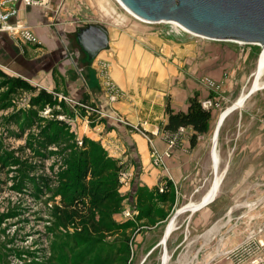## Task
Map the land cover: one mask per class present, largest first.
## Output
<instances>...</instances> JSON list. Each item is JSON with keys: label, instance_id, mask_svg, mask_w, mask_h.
<instances>
[{"label": "rangeland", "instance_id": "obj_1", "mask_svg": "<svg viewBox=\"0 0 264 264\" xmlns=\"http://www.w3.org/2000/svg\"><path fill=\"white\" fill-rule=\"evenodd\" d=\"M70 1L56 0L55 3L61 8L57 16L61 23L59 31L68 49L75 52L77 61L84 63L86 55L76 41L79 27L88 23L99 24L106 29L110 42L81 70L86 88L90 87L95 92V99L90 100L87 95L86 104H93L97 111L82 105L85 94L74 95L62 90L57 95L65 101L67 113L59 117L66 118L77 146L81 145L78 139L87 136L105 150L107 157L120 165L118 175L129 169L132 176L126 185L118 178L116 191L121 201L117 208H114V203L90 210L81 205L66 206L60 189L69 188L64 186L65 180L61 176L73 150H61L65 144L50 145L46 150L39 147L37 133L43 122L36 121L27 126L24 117L17 123L14 120L8 122L17 110L29 108L28 93L12 97L7 107H0V264H102L108 257L112 259L123 243L136 242L135 237L143 235L147 226L161 217L166 219L170 208L175 206L173 197L187 194V197L181 196L184 199L179 200L177 208L190 200H199L214 177L210 148L217 118L252 85L261 51L258 43L211 39L182 30L171 21L140 20L117 0ZM135 50L148 53L152 57V65L160 67L159 71H165L169 90L150 92L151 100H145V93L133 94L116 82L112 72L113 59H96L105 52L112 55L120 51L128 61L127 55ZM160 61L161 65L158 64ZM224 73L226 78L222 77ZM204 74L216 80L223 79L221 89L212 91L203 86L199 78ZM107 81L117 86L120 91L118 98H107ZM194 93L201 100L211 98L215 104L210 107L212 116L208 131L202 134L199 144L197 141L190 146L188 141L181 142L183 135H189L185 130L175 136V146L182 149L181 157L186 162V166L176 173L178 184L175 186L167 178L164 183L167 186L169 181V186L158 187V190L138 185L135 176L137 158L130 152L132 142L117 131L116 116L102 112L99 104L103 103L102 100L109 103L125 100L143 106L150 100L155 109L163 100L165 103L166 100L179 103ZM53 111H38L37 115L47 120L53 116ZM133 131L147 134L140 124ZM108 132H111L109 137ZM216 141L218 171L222 178L211 205L215 207L217 230L207 240L204 234L208 224H204L198 231L194 230L195 236L186 235L185 243L194 239L188 243L201 245L198 258L201 264H264V87L253 91L241 106L226 115ZM148 146L151 152L149 140ZM36 149H40L39 155H36ZM150 163L152 165L151 153ZM163 191L167 197L161 201L159 196ZM145 197L157 200L144 204L136 199L143 201ZM146 209L155 213L153 218L143 220ZM169 219L168 223L172 218ZM105 227L108 229L102 230ZM148 233H144L147 239L160 238L158 231ZM184 233L185 226L183 238ZM171 238L168 237L166 245ZM152 254L154 258L145 264H160L162 248ZM197 254L176 251L167 259V264H179L180 259L191 260L193 255L197 260ZM130 255L129 248L127 257ZM128 258L125 264H128Z\"/></svg>", "mask_w": 264, "mask_h": 264}, {"label": "crops", "instance_id": "obj_2", "mask_svg": "<svg viewBox=\"0 0 264 264\" xmlns=\"http://www.w3.org/2000/svg\"><path fill=\"white\" fill-rule=\"evenodd\" d=\"M55 1L47 0L46 3L32 5H25L21 1L17 2L18 13L16 17L33 27L34 33L40 40V43L37 45L30 44L13 38L8 32L0 30V68L10 75L20 76L37 87L55 91L58 94L59 91L66 90L74 95H89L90 100L95 99L93 97L95 92L90 87L86 88L84 77L81 73V70L86 68L87 62L90 59L84 51L86 55L84 57L81 56L84 58V63L81 64L77 61V56L74 55L75 52L69 50L66 46L65 39L61 36L58 28L61 23L58 22L57 16L61 8ZM65 1L66 3L71 2L70 0ZM109 42L108 38V44ZM80 49L82 48L80 47ZM102 50L99 52H102ZM124 56L121 55L120 51L117 53L115 51L112 55H110V52H105L104 55H98L96 59L100 57L113 59L112 72L116 82L120 83L124 90L133 94L137 92L145 93V100H151L152 95L150 92L168 89L165 71H159L160 67L152 65V57L148 53H138L135 50L127 55L128 61H126ZM92 64L96 63L92 62ZM158 64L161 65L162 61ZM150 100H147L148 102L143 106L133 104L134 102L131 104L125 100H117L110 103L102 100L103 103L99 104V108L102 112H110L116 116L117 131L121 135H124L127 141L132 142L130 152L137 158L135 176L138 179V185H143L147 188L160 187L167 178H170L176 186L179 180L175 177L176 173L181 167L186 166V162L184 163V159L181 157L182 149H177V145L174 146L175 148L172 149L171 156L166 160L167 171L150 163L151 152L150 146H148V139L151 141V146L159 150L164 149L166 146L164 132L166 130L163 129V124L166 121L165 101H161L154 109ZM170 105L174 110H185L188 105V98L179 103L171 102ZM138 124H140L142 130L147 134L133 131V128ZM184 130L190 135L191 129L189 127L184 128ZM154 131H157V133H154ZM175 132L172 133L174 134ZM110 134L111 132H108L107 137ZM189 135H183L184 137L181 138V142H189ZM202 138V135L198 136V144ZM185 195L187 197V194L181 196ZM181 196L177 195L173 197L172 202L175 206L170 208L171 210L168 212L166 219L164 217L160 218V220L155 221L152 225L147 226L148 229L145 230V232H149L148 235L155 234L158 231L161 238L165 232L169 217L170 219L172 218L174 228L166 238L167 241L169 236L172 237L170 243L168 245H166V242L165 244H161L159 242L160 238L156 240H153L152 237L147 239L144 237V232L138 238L135 237L136 242L128 245L131 251L128 264H131V261L133 264H145V262L154 258L152 253L159 251L160 248H162L163 253L166 252L167 259L176 251L198 252L196 255L197 260L194 259L195 256L193 255L191 260L189 258L187 260L180 259L178 262L179 264L181 262L182 264L186 262V264H199V252L202 247L199 244L188 243L189 241H194V239H190L185 243L188 239L186 235L195 236L194 230L198 231L204 224H208L205 227L206 233L204 236L207 235L205 239L209 240L212 234L216 232L217 218L214 212L215 207L211 205L215 196L198 209L190 210L189 207H184L179 210L180 207L177 208L179 200L182 201L184 199ZM202 198L201 196L199 200H196V203H199ZM189 199H192V197ZM188 202H193V200ZM172 211L173 214H171ZM185 211L189 213L183 215L182 213ZM180 217L182 218L181 220H179ZM143 220L147 219L144 218ZM184 226L186 227V233H184L183 238ZM138 252H140L139 258ZM161 259L159 260L160 264Z\"/></svg>", "mask_w": 264, "mask_h": 264}, {"label": "trees", "instance_id": "obj_3", "mask_svg": "<svg viewBox=\"0 0 264 264\" xmlns=\"http://www.w3.org/2000/svg\"><path fill=\"white\" fill-rule=\"evenodd\" d=\"M0 107L5 108L9 105L12 97H17L21 94L28 93L27 104L29 108L26 110L19 109L11 115L8 122L14 120V123L19 122L22 117L27 126L33 125L36 121L43 122L37 133V145L43 150L50 145L65 144L61 150H73L72 156L69 159L68 166L61 176L65 180L64 186L69 189H60L63 203L66 206L86 207L90 210L93 207H101L114 203V208L119 207L121 201L117 193L118 171L120 165L115 159L109 158L105 150L95 141L87 136L82 137L80 146H77L74 139L73 131L68 128L65 121L66 118L59 116L65 115L67 105L62 98L58 97V93L45 88L37 87L28 82L26 79L10 75L0 68ZM82 102L86 104L87 96H83ZM93 107V104H90ZM58 107V110L56 108ZM54 111L53 116L49 119H43L38 116V111L47 110ZM166 121L163 124V129L168 132H175L180 127L191 129L189 135V144L194 146L198 136L208 131L209 122L212 116L210 108H204L201 105V99L194 93L188 98V105L185 110H174L169 101L165 103ZM58 115V117H56ZM13 118V119H12ZM24 127V126H23ZM21 126L20 129H23ZM40 149H36V155L40 154ZM166 181V180H165ZM167 181V186H169ZM166 184H162V186ZM158 190V186L155 187ZM155 189V190H156ZM161 201L166 200V191L160 193ZM143 198V197H142ZM146 198V199H145ZM136 198L139 203H150L148 201L157 200L154 197ZM149 199V200H148ZM146 201V202H145ZM143 207V206H142ZM145 210V209H144ZM146 219L153 218L155 213L144 211ZM163 218V217H161ZM119 226V224H118ZM108 227L102 228V230ZM128 244L123 243L120 249H116L117 253L106 259L102 264H125L128 255Z\"/></svg>", "mask_w": 264, "mask_h": 264}, {"label": "water", "instance_id": "obj_4", "mask_svg": "<svg viewBox=\"0 0 264 264\" xmlns=\"http://www.w3.org/2000/svg\"><path fill=\"white\" fill-rule=\"evenodd\" d=\"M120 1L136 16L147 21H174L188 31L211 39L264 46V0ZM76 39L89 59L108 45L107 31L99 24L88 23L79 27ZM231 110L221 117L214 138H217L220 126Z\"/></svg>", "mask_w": 264, "mask_h": 264}, {"label": "built area", "instance_id": "obj_5", "mask_svg": "<svg viewBox=\"0 0 264 264\" xmlns=\"http://www.w3.org/2000/svg\"><path fill=\"white\" fill-rule=\"evenodd\" d=\"M21 1L25 5H32L38 3H46L47 0H0V30L6 31L10 34L11 37L19 39L21 41L30 43V44H39L40 40L34 33L33 27L17 18L18 13L17 2ZM226 73L222 75L223 78H226ZM200 83L206 88L212 91H219L221 89V84L223 79L216 80L209 75H202L199 78ZM107 98L109 100H114L118 98L119 92L117 86L110 81H107ZM214 101L211 98H204L201 100V105L204 108H210L213 106ZM86 109L97 111L96 108L88 106L87 104H82ZM165 132L166 146L164 149H157L154 146H151V162L153 166L162 168L167 171L166 160L171 156L172 149L175 146V136L181 132H184V128L180 127L174 134L172 132ZM157 133V131H154ZM149 140V139H148ZM81 139H78V143L81 144ZM132 172L129 169L122 170L119 174V182L126 185L129 182ZM163 186L160 185L159 189H162ZM263 262V261H262ZM255 264V263H253ZM258 264V262L256 263Z\"/></svg>", "mask_w": 264, "mask_h": 264}, {"label": "bare ground", "instance_id": "obj_6", "mask_svg": "<svg viewBox=\"0 0 264 264\" xmlns=\"http://www.w3.org/2000/svg\"><path fill=\"white\" fill-rule=\"evenodd\" d=\"M120 5L129 13H131L132 15L136 16L134 13H132L120 0H117ZM138 19L143 20L142 18L136 16ZM122 19V18H121ZM147 21V20H145ZM174 24L178 25L182 30L188 31L186 28H184L183 26L177 24L174 21H171ZM233 41V40H232ZM236 42H240V41H236ZM243 43V42H240ZM264 74V46L261 45V51L259 53L258 56V60H257V64H256V69L254 71V75H253V81H252V85L249 88V90L245 93H242L236 100L235 103H233L230 107L226 108L222 113H220V115L217 118V121L215 123L213 132H212V136H211V148H210V159H211V167H212V171L214 174V177L212 179V182L209 186V188L203 193L202 195V199L201 201H199V203L196 202H188L185 205H183V207H180L179 210L181 208L184 207H189L190 210H194V209H198L201 207V202L202 201H208L211 200L217 192L218 186L220 184L221 178H222V173H220L218 171V164H219V156L217 154V149H216V143H217V138H214V134H215V129L221 119V117L229 110V109H234L236 107L241 106V104L243 103V101L246 99V97H248L249 94H251L253 91H255L256 89L260 88V87H264V80H262V76ZM238 104V105H236ZM231 110V111H232ZM174 228V222L171 221L167 224L165 232L161 238V243L165 244L166 242V238L169 234V232ZM165 239V240H164ZM168 256L166 255V252L163 253L162 256V261L161 264H166Z\"/></svg>", "mask_w": 264, "mask_h": 264}]
</instances>
